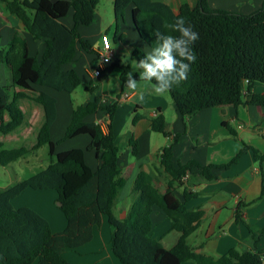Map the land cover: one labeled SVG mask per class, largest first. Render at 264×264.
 <instances>
[{
  "label": "trees",
  "instance_id": "obj_1",
  "mask_svg": "<svg viewBox=\"0 0 264 264\" xmlns=\"http://www.w3.org/2000/svg\"><path fill=\"white\" fill-rule=\"evenodd\" d=\"M99 1L0 0V4L21 20L32 38L44 39L39 57L29 54L27 40L19 32H13L7 45L0 47V64L10 72L11 78L10 83L0 86V133H11L23 123V100L38 105L41 110V121L32 145L6 147L0 141V166L43 145L47 146L49 159L48 164L37 172L0 187V263L72 264L63 256L64 250L90 241L94 227H99L102 217H106L110 249L120 264H181L186 260L196 264H264V252L261 251L230 248L217 258L196 252L187 237L196 229L203 212L186 206L195 195L189 188L181 189V202H177L172 194L174 185L182 184L183 176L212 179L214 168H226L239 154L222 164H201L196 159H188L175 165L173 145L181 134L172 135L159 155L160 166L169 177L165 190L161 192L151 175L140 168L131 187L135 197L120 218L114 207L125 175L117 163L120 151L111 128L117 103L98 105L88 101L75 105L62 138L56 142L87 134L90 141L86 149L93 151L95 159L99 160L95 169L86 163L82 148L54 153L56 143L50 139L49 129L56 115V98L36 87L70 93L82 83L73 68L62 69L61 66L76 60V45L93 55L89 40L82 37L77 28L92 22ZM129 5L140 37L151 48L156 46V30L179 35L165 27L178 17L185 18L199 34L192 46L197 59L191 64L187 78L173 85L168 92L183 118L214 106H264V93L252 90L256 82L264 84V0L260 8L248 14L211 8L207 0H196L195 5L183 1L176 13L169 5L157 0H113L114 33L118 31L117 20H123L124 10ZM69 9H73L71 27L61 21ZM132 54L139 61L146 53L133 47ZM109 67H119L120 79H126V65L115 60ZM100 108L106 111L110 120L106 123V132L98 122L86 119ZM139 118L140 114L134 111L132 124ZM222 124L226 123L222 121ZM226 126L234 135V130ZM150 127L163 136L171 135L164 128V116L160 112L150 119ZM128 143L135 154L136 141L131 138ZM247 148L255 160H264V155L250 145L243 144L240 152ZM26 188L56 191L58 207L65 218L62 230L53 231L49 221L32 208L12 205L11 199ZM245 204L242 202L240 206ZM153 206L160 208L170 219V228L179 232L171 248H164L151 235ZM236 217L241 219L239 208ZM252 232L255 243L264 237V228Z\"/></svg>",
  "mask_w": 264,
  "mask_h": 264
},
{
  "label": "crops",
  "instance_id": "obj_2",
  "mask_svg": "<svg viewBox=\"0 0 264 264\" xmlns=\"http://www.w3.org/2000/svg\"><path fill=\"white\" fill-rule=\"evenodd\" d=\"M157 1L166 3L175 13L183 1L188 2L190 5H195L196 3V0ZM262 2L263 0H207L211 8L231 11V9H233L231 6L235 4L241 6L243 13L246 14L260 8ZM131 7V5L126 7L130 12V20ZM96 15L97 12L94 13V18ZM67 16H70V9L61 21L68 27H71L73 21H71V23L69 19L65 21ZM124 17L125 13L122 20L124 25L123 31H119L120 34L115 32L111 42L115 44L114 37L118 33L121 38L122 36L129 38L131 44L128 46L131 50V56H133V47H137L144 53L150 51L151 47L137 34L132 23H127L124 20ZM82 26L83 25H79L77 28L79 34L88 39L91 45L93 43H98L99 32L96 31L94 34H91V36H94L90 39L88 38L89 34H87V32L81 31ZM109 27L110 26L100 33L109 34ZM13 32H19L26 38L29 54L36 55L37 57L41 55L44 47V39L32 38L24 28L21 20L14 13L8 11L6 6L1 3L0 47L7 45ZM77 52L80 53V55L90 54L83 51L78 45H76V53ZM113 52L114 56L112 61L116 60L119 64L126 65V73L134 71L130 68L129 64H124L119 60L115 51ZM90 55L91 57L87 60L88 66L84 72L87 73L90 80H94L97 79V77L94 78L91 76L90 69L91 66L95 64V60L92 61L93 56L92 54ZM4 68L5 67L0 64V86L10 83L11 81L10 72ZM61 68H73L82 82L84 81L79 66H77V57L76 60L63 64ZM111 68L112 67L107 65L102 70L101 74L98 76L97 85L85 86V90H88L90 94L84 103L93 101L98 105H103L106 103H116L118 99L121 100L116 107L119 108L118 112H122V120L125 129L121 128L122 126L119 127L115 125L119 117L116 115L118 114L116 110L111 123L114 141L120 151L117 163L125 175L124 184L115 202V209L118 212V217L121 218L126 214L130 203L135 197V194L131 192V187L140 168L151 175L154 183L161 192L165 190L166 181L169 177L160 166L159 155L162 147L170 142L172 135L180 133L181 135L178 137L177 142L173 145L172 161L175 165L177 162L183 163L188 159H196L201 164H222L230 162L239 154L236 161L230 163L226 168H214L213 173L215 177L212 179L207 180L200 176H187L182 180V184L179 187H177L176 184L174 185L172 194L177 202L183 200L181 189L187 187L195 195L186 202V206L189 208H199L203 212L196 229L187 237L189 245L196 252L214 258L221 256L230 248H235L239 251L252 250L264 252V237L259 238L257 243H255L252 232L264 228V189L263 191L261 190L262 179H264V160H255L249 148L240 152L243 144H247L256 148L264 155V106L251 104H242L237 107L232 105L214 106L202 109L192 116L183 118L172 99L170 101L163 95L154 93L150 86L144 85L143 81H139L142 87L136 91L126 87L125 80L122 81L120 79L121 69L119 67H117L118 71H115L113 74L116 80L118 78V82H116L117 89L114 95L108 94L105 72L108 70L112 73L113 71L110 70ZM3 69L6 71H3ZM135 75H138V72L133 73V76L138 79ZM258 83L259 82H256L254 84L252 90L254 92L264 93V90L257 87ZM36 88L42 89L56 98V115L49 129L50 139L56 143L62 138L65 128L70 121L72 108L75 105L70 103L69 98H67V104L64 105V100L61 109H59L58 99L57 96L54 95V89L49 87ZM141 94L143 95V99H140ZM21 108L25 111L23 123L11 133H0V138L10 142L20 141L30 134L31 137L34 135L35 141L37 127L41 121L40 107L27 100H23L21 102ZM134 111L140 114V118L132 124L131 120ZM158 112L162 113L164 116V128L171 134L168 137L163 136L161 140L150 127V119ZM59 116H62L60 121ZM86 119L98 122L102 130L104 132L107 131L106 123L110 120L107 118L105 110L100 108L96 112L88 115ZM222 121L234 130V135L229 132L226 124H222ZM57 129L60 131L59 137L53 136L55 133L54 130ZM81 135L87 136V146L90 137L87 134H80L77 136ZM131 138H133L137 144L135 154H132L131 147L128 143ZM2 139L0 141H2ZM34 141L29 145H32ZM71 148L76 147L71 146L59 149V144L56 143L54 153ZM36 151L37 150L31 153H35ZM48 162L49 159L47 163L39 169L45 167ZM98 164L99 160L95 159L93 164L88 165L92 169H95ZM20 179L22 178L11 180V182L1 187H5ZM52 190L54 189L26 188L19 195L12 198L11 203L14 207H31V205L29 206L28 204L30 199L37 200V198L50 197L52 199L54 198V201L57 203L56 205H58L56 200L57 194L53 193ZM242 202L246 204L240 206ZM238 208L241 217L240 220L236 217ZM33 210L42 216L44 215L36 208H33ZM43 217H45V215ZM63 217L58 216V221L56 223L60 229L65 226V218ZM150 217L152 222L151 235L158 239L164 248H171L176 242L179 232L170 228V219L160 208L153 206ZM46 219L48 220V218ZM107 225L106 217H102L99 227H94L93 229L92 239L77 248H66L63 252V256L72 264H120L118 258L110 249V232ZM51 228L53 231H60V229L57 230L52 226ZM32 264L39 263L35 261ZM181 264L196 263L192 260H186Z\"/></svg>",
  "mask_w": 264,
  "mask_h": 264
},
{
  "label": "rangeland",
  "instance_id": "obj_3",
  "mask_svg": "<svg viewBox=\"0 0 264 264\" xmlns=\"http://www.w3.org/2000/svg\"><path fill=\"white\" fill-rule=\"evenodd\" d=\"M231 11L232 12H239V13H243V9H241V6H237L235 4H233L231 6ZM229 11V10H227ZM95 12H97L96 17L92 20V22L88 25H83L81 27V31L87 32V34H89V37L91 39V37H93L94 35L91 36V34H94L96 31L99 32V39H100V35H101V31L106 29L108 26L109 27V37L110 39L113 38L114 36V31H115V19H114V14H113V1L111 0H100L99 3L96 6ZM125 13V17L124 20L127 23H131L130 20V12L129 10L126 8L124 10ZM72 9H70V16H67L65 18V21L67 19L70 20V23L72 20ZM246 14V13H245ZM124 16V14H123ZM117 26H118V33L119 31L122 32L123 31V23H122V19H118L117 20ZM116 34L114 37V41L115 44H113L111 42V49L113 51H115L116 56L119 58V60L121 62H123L124 64H129L130 68L132 70H134V65H133V60H135L134 56H131V50L130 47L128 46L129 44H131L129 41V38L124 37ZM94 40V39H92ZM76 57H77V66H79V70L84 78V81L78 85L76 87V89L71 92H64V91H57L55 92L54 90V95L57 96L58 99V107L59 109H61L62 105H63V101L64 105L67 104L66 99L69 98L70 103H73V105H79V104H84L86 98L89 96V91L85 90V86H95L98 84V77L97 79L94 80H90V78L88 77L87 73L84 72V70L86 69V67L88 66V58L91 57L90 54H81L80 53H76ZM93 56V55H92ZM110 64V63H109ZM108 64V65H109ZM5 69V68H4ZM3 71H6L4 70ZM109 69V68H108ZM110 70H112L113 72L111 73L110 71L106 70L105 72V76H106V85L108 86V90L107 93L108 94H113L116 88V82H118V78L116 80L115 76L113 75L115 71H118L117 67H112ZM7 73V72H6ZM104 76V77H105ZM90 81H89V80ZM257 87H259L260 89L264 90V84L262 83H258ZM59 93V94H58ZM167 100L171 101V97L169 95V93H166L163 95ZM66 97V98H65ZM118 107H116V112H118ZM118 117V121L116 120L115 125L119 126L123 129H125V126L123 124V120H122V112H118V114H116ZM62 119V116H59V121ZM61 123V122H60ZM59 123V125H60ZM55 133L53 134V136L55 137H59L60 136V131L59 129L54 130ZM155 135H157V137L161 140L163 139V135L159 132H155ZM28 137V138H27ZM2 138H0L1 140ZM34 141V135L31 137L30 134H28V136H25L24 139L20 140V141H7L2 139V142L4 143V145L6 147H17L21 144L24 145H28L30 143H32ZM86 142H87V136L86 135H81V136H77L75 138H67L62 140L61 142H59V149H63V148H67V147H71V146H75V147H80L84 150V154H85V158L88 164H93L95 161L94 155H93V151L87 150L86 149ZM47 146L43 145L41 147H39L37 149V151L35 153H28L23 157H20L14 161L9 162L6 166H0V187L4 186L6 184H8V182H11V180H14L16 178H25L35 172H37L39 170L40 167L44 166L47 163ZM53 193H56L55 190H52ZM29 206L31 205L30 208H36L37 210H39L40 212H42L46 218H48V220L50 221V226L54 227L55 229H60L59 226L56 225L57 221H58V216L59 217H63V214L61 212V210L59 209L58 205H56L57 203L54 201V198H50V197H43V198H37V200L35 199H30L29 201ZM114 212L115 214L118 216V212L114 207ZM43 215V216H44ZM64 218V217H63ZM108 226V225H107ZM53 228V229H54ZM63 229V228H62ZM60 229V230H62Z\"/></svg>",
  "mask_w": 264,
  "mask_h": 264
},
{
  "label": "clouds",
  "instance_id": "obj_4",
  "mask_svg": "<svg viewBox=\"0 0 264 264\" xmlns=\"http://www.w3.org/2000/svg\"><path fill=\"white\" fill-rule=\"evenodd\" d=\"M178 36L165 34L156 30V46L151 48L138 62L133 60L134 71L126 73V87L136 91L144 85L150 86L154 93L164 95L173 85H178L187 78L191 64L197 57L193 44L199 39V34L183 17H178L174 23L165 25ZM138 72V79L133 76ZM153 81L155 83H153ZM143 99V95H140Z\"/></svg>",
  "mask_w": 264,
  "mask_h": 264
},
{
  "label": "built area",
  "instance_id": "obj_5",
  "mask_svg": "<svg viewBox=\"0 0 264 264\" xmlns=\"http://www.w3.org/2000/svg\"><path fill=\"white\" fill-rule=\"evenodd\" d=\"M93 55L95 57V64L91 66L90 72L91 76L98 77L102 70L112 62L114 52L111 49V39L107 33H101L98 43H93L91 45ZM121 100H117L116 103L119 104ZM187 176H183L184 180Z\"/></svg>",
  "mask_w": 264,
  "mask_h": 264
},
{
  "label": "water",
  "instance_id": "obj_6",
  "mask_svg": "<svg viewBox=\"0 0 264 264\" xmlns=\"http://www.w3.org/2000/svg\"><path fill=\"white\" fill-rule=\"evenodd\" d=\"M52 1H55V0H52ZM131 23H132V25H133L135 31L137 32V34L140 36L139 30H138V28H137V26H136L135 19H134V17H133L132 14H131ZM263 262H264V261H263Z\"/></svg>",
  "mask_w": 264,
  "mask_h": 264
}]
</instances>
